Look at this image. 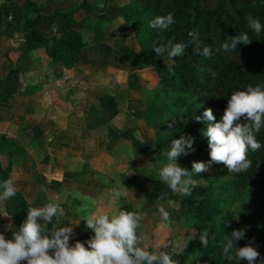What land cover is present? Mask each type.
I'll list each match as a JSON object with an SVG mask.
<instances>
[{"label":"crops","instance_id":"crops-1","mask_svg":"<svg viewBox=\"0 0 264 264\" xmlns=\"http://www.w3.org/2000/svg\"><path fill=\"white\" fill-rule=\"evenodd\" d=\"M26 1L0 0L12 11L0 32V165L9 169L22 206L0 202V233L11 239L28 208L51 199L64 210L52 223L73 227L74 246L93 232L80 220L84 215L115 210L112 190H119L127 166L119 142L137 149L131 143L135 122L145 121L139 111L149 106L158 77L143 62L139 40L119 11L127 0H29L23 17ZM67 28L81 31V49L55 61L51 38ZM32 29L46 41L27 50ZM106 107L118 112L106 116Z\"/></svg>","mask_w":264,"mask_h":264},{"label":"trees","instance_id":"trees-1","mask_svg":"<svg viewBox=\"0 0 264 264\" xmlns=\"http://www.w3.org/2000/svg\"><path fill=\"white\" fill-rule=\"evenodd\" d=\"M31 6V1L27 0L20 16L28 17ZM119 11L139 40L143 62L150 64L158 77L156 93L162 92L165 96L172 93L175 96L170 113L177 128L168 134L159 133L156 117L162 110L152 104L147 107L144 119L147 126L158 131L155 147L152 148L134 135L131 136V143L154 157L160 156L161 150L169 149L172 139H179L182 135L192 137L194 150L189 151V171L194 161L208 163L210 148L207 137L201 131L206 128V124L203 121L197 122L195 116H202L205 108H211L216 121H220L231 93L245 90L249 85L264 87V31L257 37L248 28L246 21L247 16H252L264 25V0H127L119 6ZM168 13L173 14L174 23L167 31L160 32L149 26L156 16ZM8 14H12L10 7L0 4V32ZM63 14L70 17L69 12ZM190 31L198 33L195 43H190ZM242 33L250 37V43L241 42L231 52L222 50L223 43H230L232 37ZM45 41L46 37L40 31L29 30L26 49L30 50ZM169 41L188 45L186 53L172 59L170 63L166 55L157 57L153 50L158 44H167ZM197 45L201 50L204 47L210 48L212 56L206 58L194 55L192 50ZM81 46V31L67 28L60 37L51 38L50 56L55 61L61 60L67 54L78 52ZM117 112L115 107L110 112L107 107L103 110V114L109 117ZM0 137L5 138V135ZM256 138L262 147L256 152H248L252 165L247 171L232 173L223 164L211 163L208 171L200 176L193 175L198 186L192 189L191 196L185 197L171 191L155 177L147 180L146 185H139L145 198L143 206L156 209L159 207L157 204L163 200L177 204V220L169 219L168 223L171 226L180 222L188 223L195 230L198 264H248L246 260L228 261L223 255L224 238L230 237L233 230H243L245 233L243 238L236 241L237 247L253 246L260 253V259L255 264H264V234H258L259 230L264 233V127L256 133ZM0 174L3 181L10 178L9 169L1 165ZM243 190L252 193L251 203L237 215L227 213L218 224L215 223L214 219L222 211L221 203L227 192ZM9 200L15 207L22 209L19 196ZM131 208V205L124 206L122 210L132 211ZM136 212L145 215L141 209ZM203 232L208 233L209 244L206 248L199 240ZM93 235L94 232H90L83 237L81 242L85 247ZM236 245L233 243V252ZM169 255L174 264H185L176 262Z\"/></svg>","mask_w":264,"mask_h":264},{"label":"clouds","instance_id":"clouds-1","mask_svg":"<svg viewBox=\"0 0 264 264\" xmlns=\"http://www.w3.org/2000/svg\"><path fill=\"white\" fill-rule=\"evenodd\" d=\"M246 21L251 32L259 37L264 31L260 20L247 16ZM173 23L174 16L168 13L156 16L149 26L164 32ZM188 36L191 37L190 43H195L198 33L190 31ZM241 42L250 43V37L243 33L236 35L231 38L230 43H223L221 48L231 52ZM187 48L185 43L173 44L169 41L167 44H158L153 50L157 57L166 55L175 59L183 56ZM192 51L194 55L206 58L212 56V50L208 47L201 50L197 45ZM195 120L206 124V128L201 131L207 137L210 161H194L191 171L179 166L177 158L194 150V138L182 135L179 139H172L169 149L161 150V156L167 162L161 164L155 176L171 191L185 197L191 196L192 189L198 186L193 175L200 176L208 170L211 163L223 164L232 173L244 172L251 167L252 161L248 158V152H256L262 147L256 133L264 127V87L249 85L245 90L231 93L220 121H216L211 108H205L203 115L195 116ZM17 192L18 188L12 178L4 180L0 183V202L15 197ZM112 195L118 198L121 193L118 189H113ZM159 211L162 219L168 221L169 213L163 207ZM63 215L64 210L59 202L51 199L41 207L28 208L26 219L17 231H12L11 239H6L0 233V264H174L168 252L159 250V245L154 251H150L149 244L145 243L147 237L137 233V229L141 227L140 222L144 219L142 213L119 209L111 212H88L80 219L94 232L87 241V247L79 240L74 246L70 245L69 240L73 233L71 225L57 227L52 223L54 217L58 219ZM41 220L45 222L43 225ZM49 224L52 226L50 230L47 228ZM244 235L243 230H233L230 237L225 236L223 255L228 261L246 260L248 264H255L260 259L257 249L251 245H236V241ZM199 240L206 248L209 244L208 233L203 232ZM233 243L236 245L234 252Z\"/></svg>","mask_w":264,"mask_h":264},{"label":"rangeland","instance_id":"rangeland-1","mask_svg":"<svg viewBox=\"0 0 264 264\" xmlns=\"http://www.w3.org/2000/svg\"><path fill=\"white\" fill-rule=\"evenodd\" d=\"M166 60L169 63L172 61V59L168 58ZM156 92L157 89L153 90L148 102L149 105L155 104L161 108L162 111H160L156 117V123L159 127L158 131L161 134H168L177 128V123L170 113L172 100L175 96L172 93L165 96L162 92L159 94ZM139 112H141V116L146 114V110ZM141 120H139V122H135L138 123L135 125L137 130H133V132L137 137L154 148L155 138L158 131L152 126H146L145 121L143 119ZM169 125H171V127H169ZM121 147H123L127 153L125 155L127 166L120 172L123 174L121 177L123 176L125 179L132 175H134V177L132 178V182L129 183L131 185L127 182L124 183L123 181H125V179L123 181H118V188L121 195L116 201V206L114 207L115 210H121L122 206L128 207L131 205L133 207L131 209L134 211L141 209L144 212V219L140 223L141 227L137 229V233L143 234L147 237L145 243L149 244L150 251H154L155 247L159 245V250L168 251L175 258L176 262L198 264L196 258L197 245L193 239L195 230L192 229L188 223L183 224L180 222L179 224L177 223L178 225H169V221H164L159 211V208L163 207L165 211L169 213V219L176 221L178 215L177 204H174V202L170 200H163L157 204L159 207L156 209H149L143 206L145 199L142 191L139 189V185H146V181L153 179L156 176V172L161 164L166 163L167 161L161 155L152 157L145 152L130 148L129 143L125 141L119 142V148ZM190 157V152H188L187 155L181 154L177 158V164L182 168L190 170L191 168L188 166V162L191 161ZM118 176L119 175H117V177ZM144 178L145 180H143ZM200 182L204 184L206 183L205 181ZM226 195L227 196L221 203L222 211L214 219L217 224L227 213L237 215L252 201V193L246 190L236 193L228 191ZM258 234L261 236L264 233L262 230H259ZM177 245H186V247L182 248Z\"/></svg>","mask_w":264,"mask_h":264},{"label":"built area","instance_id":"built-area-1","mask_svg":"<svg viewBox=\"0 0 264 264\" xmlns=\"http://www.w3.org/2000/svg\"><path fill=\"white\" fill-rule=\"evenodd\" d=\"M12 20V14H8L7 16H6V20Z\"/></svg>","mask_w":264,"mask_h":264}]
</instances>
